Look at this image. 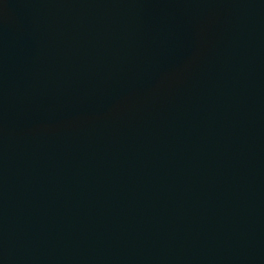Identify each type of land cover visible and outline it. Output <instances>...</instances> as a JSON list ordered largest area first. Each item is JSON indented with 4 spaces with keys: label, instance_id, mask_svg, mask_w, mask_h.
Segmentation results:
<instances>
[{
    "label": "water",
    "instance_id": "95a60500",
    "mask_svg": "<svg viewBox=\"0 0 264 264\" xmlns=\"http://www.w3.org/2000/svg\"><path fill=\"white\" fill-rule=\"evenodd\" d=\"M0 264H264V0H0Z\"/></svg>",
    "mask_w": 264,
    "mask_h": 264
}]
</instances>
